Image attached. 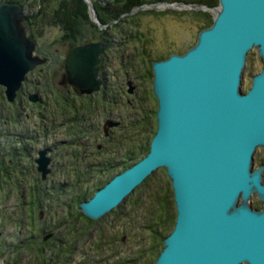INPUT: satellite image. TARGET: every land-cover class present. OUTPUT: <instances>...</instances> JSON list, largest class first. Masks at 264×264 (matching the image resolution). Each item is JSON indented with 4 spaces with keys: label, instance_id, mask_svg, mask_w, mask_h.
<instances>
[{
    "label": "rangeland",
    "instance_id": "1",
    "mask_svg": "<svg viewBox=\"0 0 264 264\" xmlns=\"http://www.w3.org/2000/svg\"><path fill=\"white\" fill-rule=\"evenodd\" d=\"M58 2L44 0V9L25 21L36 40L35 52L47 60L26 74L20 89L24 99L9 101L0 84V264H152L176 214L165 167L154 170L117 206L93 221L79 214L80 200L75 196L91 194L95 185L117 172L126 149L140 154L141 146L150 142L157 108L152 61L192 46L206 26L205 15L192 7H143L134 16L135 33L126 20L108 28V39L102 37L95 21L96 25H91L86 20L76 44L104 42L99 75L106 95L97 91L71 95V85L64 77V57L72 44L62 37L63 29L48 23L44 14L51 13ZM23 4L28 13L39 7L33 0ZM217 5V1L209 5V15L215 14ZM262 66L254 46L246 55L240 90H247L252 75ZM129 80V87L134 85L131 92L127 91ZM37 88L41 89L40 104L26 98ZM65 92L70 101L61 103L57 95ZM107 118L121 121L108 138L103 132ZM97 143L102 144L100 152L95 149ZM42 147H49L51 156L50 171L44 178L34 161ZM100 153L108 158L111 155L117 163L98 171ZM263 162L264 145H257L253 166ZM78 172L86 178L81 185L71 183ZM249 202L263 205L256 193ZM39 211H43L41 215ZM73 227L77 228L71 231ZM49 229L61 231L59 242L54 246L46 242L44 254L39 255L37 247ZM64 231L67 234H62ZM33 232H39L37 247L25 244Z\"/></svg>",
    "mask_w": 264,
    "mask_h": 264
},
{
    "label": "water",
    "instance_id": "2",
    "mask_svg": "<svg viewBox=\"0 0 264 264\" xmlns=\"http://www.w3.org/2000/svg\"><path fill=\"white\" fill-rule=\"evenodd\" d=\"M85 1L90 19L105 27L91 0ZM153 6L209 8L146 1L123 14ZM214 8L212 23L199 30L192 46L152 61L156 129L147 152L78 203L83 214L99 218L165 167L176 214L153 264H264V164L253 166L256 146L264 145V0H218ZM27 13L23 3L0 0V84L9 101L26 74L47 60L35 52ZM254 46L263 66L242 91V70ZM103 48L102 40L71 46L64 57L67 81L80 91L98 90ZM48 149H38L35 157L42 178L50 171ZM252 193L261 208L250 204Z\"/></svg>",
    "mask_w": 264,
    "mask_h": 264
},
{
    "label": "trees",
    "instance_id": "3",
    "mask_svg": "<svg viewBox=\"0 0 264 264\" xmlns=\"http://www.w3.org/2000/svg\"><path fill=\"white\" fill-rule=\"evenodd\" d=\"M14 1L24 3L25 0H14ZM33 1L36 2L39 5V7H38L37 11L26 14V20H29V21H30L29 18L36 16L38 12H40V11H42V9H44V0H33ZM146 1H149V0H91V3L93 4V6L95 7V9L97 11V16L100 19V21L103 23H108L107 27L100 29V33H101L102 37H104L105 39L106 38L108 39L109 38L108 37V33H109L108 28H110V26L112 28L116 27L117 25H119L120 22H122V21L124 22L126 20H127V23L131 27H133V30H131V32L135 33L134 31H135L136 26H137V21H135L134 16H135V14H137V12L129 14V15L123 14V13L126 11H130V10L134 9L135 6H137L143 2H146ZM180 1L194 2V3H198V4H207L208 6L210 4H212L213 2H216V1L218 2V0H180ZM195 11L204 13V15H205L204 18L206 20V26H208L212 23L213 16L209 15V11L207 9H200L199 8V9H195ZM44 14H45V17H47L46 20L48 23L58 24L63 29L62 37L64 39L69 40L70 43L72 44L71 46L75 45L76 42L78 41L80 35L82 34L83 23L86 20L90 21L91 25H96V23L94 21H91L89 18V11H88L87 3L85 0H59L58 5L52 10L51 13H47L46 11H44ZM121 14H123V15H121ZM115 19H117V20H115ZM30 36L32 37L31 32H30ZM102 52H103V50H102ZM167 56H168V54L167 55H160V56H158L157 59L164 58ZM148 147H149V142L147 145L141 146L140 154H138V153L130 154L128 152V154L125 155L126 157L123 159L122 167H119L117 172L122 170L123 167L130 165L131 163H133L134 161L139 159L141 156H143L147 152ZM77 175L79 176V173ZM79 185H81V184H79ZM98 187H99V183L97 185H95L94 189L96 190ZM93 190H92L91 194H86L85 192H79L75 196V199L76 200L78 199V201L86 199L93 194ZM78 212H79V214L84 215L82 212H80V211H78ZM85 217L87 220L93 221L92 218H89L87 216H85ZM154 220H155V222H158V221H156V219H154ZM151 224L154 225V223H152V222H151ZM69 226H71V224H69ZM75 226H77V225H75ZM73 228H71V231L75 230V228H77V227H75L74 229ZM73 247H74V243H72L70 245V248H68V251H69V252L67 251V253L69 254L68 256H70L71 249H73ZM37 249H38V254L43 255L44 250L46 249V243L45 242L39 243V247H37ZM16 257H18V255H15V258Z\"/></svg>",
    "mask_w": 264,
    "mask_h": 264
},
{
    "label": "flooded vegetation",
    "instance_id": "4",
    "mask_svg": "<svg viewBox=\"0 0 264 264\" xmlns=\"http://www.w3.org/2000/svg\"><path fill=\"white\" fill-rule=\"evenodd\" d=\"M154 1H177V0H152V2H154ZM179 1V0H178ZM117 20V19H116ZM104 49V48H103ZM97 66H98V68H99V63L97 64ZM64 72H65V69H64ZM64 77H65V79H66V72L64 73ZM66 81H67V79H66ZM68 82V81H67ZM71 86H70V88H68V90H71V92H70V94L71 95H75V94H77V93H83V94H90V93H93L94 92V94H95V91H97L98 93L100 92V95L101 96H105L106 94L104 93V90H105V88H104V86H103V84H104V80H103V78H102V83H101V85H100V88L98 89V90H95V91H90V92H84V91H80L76 86H75V84L74 83H71V82H68ZM68 84V85H69ZM127 84H128V89H127V91L129 90V84H131V82H130V80L127 82ZM21 86H20V88L17 90V93H16V95H15V98L13 99L15 102H17V101H19V100H23L24 99V97L23 96H20V92H21ZM40 88H37V90L36 91H34L35 93H37V98L36 99H31V98H29V93H31V92H33V91H31V92H28V95L26 96V98L27 99H29V100H31V101H34V102H36V103H39L38 102V99H41V94H40V92L39 91H41V89L39 90ZM133 89H134V85H132V87H131V85H130V90L128 91V92H131V91H133ZM136 90V89H135ZM98 95V94H97ZM57 96H59V97H57L59 100H61V103H63V101H65V99L68 101H70V99H69V94H68V92H65V93H63V94H59V95H57ZM44 97V96H43ZM70 103V102H69ZM40 104V103H39ZM120 120H117V119H114V118H107V120L104 122V125H103V132H104V134H105V136L108 138V137H110V135H111V131L112 130H114L113 129V127H116V126H118V125H120ZM113 134V133H112ZM112 136V135H111ZM101 146H102V144L101 143H97V147L95 148L96 150H98L99 152L102 150L101 149ZM47 148H49V147H47ZM126 151H127V149H126ZM122 152V155H123V157H122V160L126 157L125 155H127L128 154V151L127 152ZM37 153H38V150H37ZM37 153H36V155L34 156V161H35V157L37 156ZM130 153V152H129ZM101 155H103V157H101V159H100V161H98L97 162V165H96V169L98 170V171H102L103 172V170L105 169V168H107L108 166H111V165H115L117 162H116V159H114L113 157H110L109 156V158L108 157H104L105 155L104 154H102V153H100ZM114 159V160H113ZM96 161V160H95ZM123 162V161H122ZM122 162L120 163V167H122ZM35 164H36V161H35ZM261 164H264V162L263 163H261ZM260 164V165H261ZM124 168V167H123ZM79 173V172H78ZM77 173V174H78ZM92 174L94 173V172H91ZM116 173V172H115ZM114 173V174H115ZM76 174V176H75V178H74V181H72L71 183H78V185L79 184H83V182H85V180H86V178H84L83 176H81L80 175V173H79V176ZM113 175V174H112ZM111 175V176H112ZM110 176V177H111ZM110 177H108V178H105L103 181H101L100 183H99V186H101L104 182H106ZM88 178V177H87ZM241 197L239 196L238 197V199H237V201H236V204H238V203H240L241 202ZM253 207H256V208H261L263 205H261V204H259V203H253V204H251ZM32 211H34V209L32 210ZM42 212L43 211H39V215H41L42 214ZM34 212H32L31 214H32V217H33V220H35V216H36V214H33ZM85 215V214H84ZM82 216V215H81ZM86 216V215H85ZM39 217V216H38ZM88 217V216H87ZM40 218V217H39ZM90 218V217H89ZM47 228H41V230H46ZM66 229H67V227H66ZM51 229H49L47 232H46V234L43 236V239H42V241L40 242V243H42V242H48V244L49 243H54V244H52V246H54L57 242H59V238H60V230L59 229H55V230H53V231H50ZM62 234H67V232L66 231H64ZM38 235H39V232H33V233H31L30 234V236L28 237V239L27 240H25V244H29V245H35V244H37V237H38ZM163 240V239H162ZM58 244V243H57ZM64 243H61V245H63ZM50 245V244H49ZM64 245H66V244H64ZM74 246H75V242H74ZM35 247H37V245H35ZM66 255H67V258L66 259H69L70 258V256H68L69 254L68 253H66ZM245 263V261H241V262H239V264H244Z\"/></svg>",
    "mask_w": 264,
    "mask_h": 264
}]
</instances>
